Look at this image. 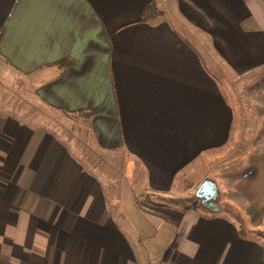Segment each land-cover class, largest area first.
I'll list each match as a JSON object with an SVG mask.
<instances>
[{"label":"crops","instance_id":"1","mask_svg":"<svg viewBox=\"0 0 264 264\" xmlns=\"http://www.w3.org/2000/svg\"><path fill=\"white\" fill-rule=\"evenodd\" d=\"M152 2L161 14L141 20ZM0 60L55 114L91 111L102 171L119 167L98 175L53 132L57 123L43 129L25 105L12 110L19 97L7 88L0 264H264L245 230L264 228V80H248L241 97L233 83L264 71V0H0ZM245 123L251 157L233 183L244 227L196 201L187 183L216 184L193 172L245 141L233 132ZM133 181L146 209L138 193L126 206Z\"/></svg>","mask_w":264,"mask_h":264},{"label":"rangeland","instance_id":"2","mask_svg":"<svg viewBox=\"0 0 264 264\" xmlns=\"http://www.w3.org/2000/svg\"><path fill=\"white\" fill-rule=\"evenodd\" d=\"M14 73L12 70L8 69L7 66L0 60V95L3 93L5 94V90L7 91L9 89L10 93L13 92V94L17 95L19 99L14 100L12 102L13 107L12 110L16 107L18 109H21L22 106L24 107L25 111L34 110L37 114L38 111L44 113L46 116L53 119L57 125L54 128V131L56 134H58L61 139H64V137H67L70 141H72L76 146L80 148L82 153L84 154V158L86 159V163L92 170H94L98 175L102 177L107 176H113L117 172H119V167L116 165L115 161H107L106 163H112L113 165H116L112 171H105L103 172V169H106L107 166H102L98 162V158L101 156L98 154V152L95 149V136L92 137V135H87L88 133L85 131V128L82 126V124H74L76 126L75 129H73L72 122L68 121L69 119H66L64 117H61L59 114H54L50 112L44 105L40 104L34 97L31 95V88H30V81L27 80L26 84L22 82L21 79L17 81L13 80ZM254 79L257 85L261 84L259 83L264 80V71L254 70L250 71V73L244 77H238L237 80L233 81V83L239 82V97L245 96L248 94L249 88H244V85L247 83L248 80ZM25 81V79H23ZM16 83V86H13ZM8 88V89H7ZM244 88V89H243ZM243 89V90H242ZM248 91V92H247ZM255 94V92H254ZM263 94H260V98ZM24 99V101H23ZM25 102V104H24ZM7 108H9V105H7ZM255 113V112H254ZM15 114V113H14ZM18 115L20 112L17 113ZM67 120V121H66ZM52 123V122H51ZM247 126V129H241V128H235L233 129L234 133L240 134L242 131H244L242 134H246V140L242 143H239L238 140L235 141L234 151L233 149L228 150L227 146L228 143L225 145L224 148L219 150L218 154H221L222 156L218 157L216 160L212 159L210 161H207L203 164H199L196 168L194 173H197L195 177L198 178H204L208 177L214 181H216L217 188H218V197L216 201V207L219 208V213L221 215H224L225 218L228 220H231L234 222V224L247 226L248 222L246 220V217L244 216L242 210L244 206V200L240 198L238 193L233 189V183L235 180V176L242 174L244 172L250 162L251 152L246 155V149L248 148L249 138H252L250 135L252 134L249 124L245 123ZM248 131V133H247ZM227 148V149H226ZM250 150H253V145L250 148ZM231 153V156L225 155L228 153ZM243 155V158H240L239 155ZM211 156L212 153H209ZM112 157V156H110ZM102 159V158H101ZM108 185L111 186L112 189H116L115 182L116 179L109 178ZM188 182L187 184H192V187L190 188V191L192 193V196L195 197V187L200 184V179L197 180V182ZM139 186V182H131V191H128V196L126 198V206H130L129 202H134L137 198V195L134 193H138V203L142 205L143 209H146L145 203L147 202V195L141 191H138L135 189L134 185ZM126 185V183H125ZM198 187V186H197ZM184 202V201H182ZM264 225V222L261 223V226ZM252 228V227H250ZM247 231H251L250 234L253 237V240H258L260 238V242H264V228H257L250 230L249 228L245 229ZM261 230V232H259Z\"/></svg>","mask_w":264,"mask_h":264},{"label":"trees","instance_id":"3","mask_svg":"<svg viewBox=\"0 0 264 264\" xmlns=\"http://www.w3.org/2000/svg\"><path fill=\"white\" fill-rule=\"evenodd\" d=\"M161 14V10L159 9L158 5L154 2L144 6V8L141 11V20L143 21H147L153 17H156L158 15ZM65 61H62L60 64H65ZM236 96L239 97V95L237 94ZM50 112L54 113L58 112L50 107H46ZM55 111V112H54ZM61 113L65 114L64 118L69 119L68 121L72 122V128L75 129L76 126H74V124L78 123V124H82V126L85 128V131L88 134H93V129L91 126V117H92V112L91 111H84V110H77L75 112L72 113H67L64 111H60ZM17 116L22 117L21 113ZM15 115V117H17ZM25 116L27 117V114H25ZM27 121L28 122H32L34 123V125H39L41 128L43 129H48L50 126H54L56 125V122L51 119L50 117L46 116L44 113L39 112L36 114L34 110H31L28 114L27 117ZM67 121V120H66ZM52 122V123H51ZM233 136V133H232ZM62 140V139H61ZM66 147L68 148V150L70 151V153L75 156L79 161H82L83 163V156L84 154L82 153V151L80 150V148L78 146H76L75 144H73L69 139L64 138L62 140ZM232 140L230 141V143L228 144V150H231L234 148L233 144H232ZM243 141L239 140V143H242ZM246 149V148H245ZM234 151V149H233ZM225 155H229L231 156V153L229 152L228 154L225 153ZM210 155L208 154V157ZM196 201H198L197 198H195ZM199 203V202H198ZM252 230V228L247 227V229ZM257 229V228H255ZM251 231H247V235H249L251 238H253L250 234ZM259 232H261V230H259ZM261 239L258 238V241H260ZM261 243V242H260ZM262 245V249H263V263H264V242L261 243Z\"/></svg>","mask_w":264,"mask_h":264},{"label":"water","instance_id":"4","mask_svg":"<svg viewBox=\"0 0 264 264\" xmlns=\"http://www.w3.org/2000/svg\"><path fill=\"white\" fill-rule=\"evenodd\" d=\"M195 197L201 200V204L210 209H218L215 199L218 197L217 185L210 180H203L196 189Z\"/></svg>","mask_w":264,"mask_h":264},{"label":"flooded vegetation","instance_id":"5","mask_svg":"<svg viewBox=\"0 0 264 264\" xmlns=\"http://www.w3.org/2000/svg\"><path fill=\"white\" fill-rule=\"evenodd\" d=\"M198 201H199V202H201V200H200V199H198ZM216 201H217V198L215 199V203H216Z\"/></svg>","mask_w":264,"mask_h":264},{"label":"bare ground","instance_id":"6","mask_svg":"<svg viewBox=\"0 0 264 264\" xmlns=\"http://www.w3.org/2000/svg\"><path fill=\"white\" fill-rule=\"evenodd\" d=\"M201 182H202V181H201ZM201 182H200V183H201ZM198 186H199V185H198ZM196 189H197V188H196ZM195 191H196V190H195ZM197 199H198V198H197Z\"/></svg>","mask_w":264,"mask_h":264}]
</instances>
